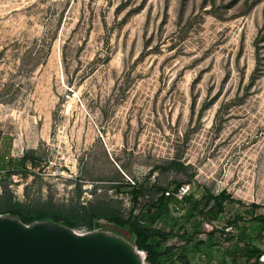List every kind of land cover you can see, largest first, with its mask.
<instances>
[{
  "label": "rangeland",
  "instance_id": "374dc122",
  "mask_svg": "<svg viewBox=\"0 0 264 264\" xmlns=\"http://www.w3.org/2000/svg\"><path fill=\"white\" fill-rule=\"evenodd\" d=\"M190 179L197 199L225 190L264 206V0H0V196L63 214L92 202L126 217L130 195L116 184L146 185L141 208L152 184L170 192ZM169 208L156 224L172 234L165 264H250L239 248L225 253L229 235L194 246L236 214L227 234L256 236L264 254L248 209L230 204L199 225Z\"/></svg>",
  "mask_w": 264,
  "mask_h": 264
},
{
  "label": "trees",
  "instance_id": "16d2710c",
  "mask_svg": "<svg viewBox=\"0 0 264 264\" xmlns=\"http://www.w3.org/2000/svg\"><path fill=\"white\" fill-rule=\"evenodd\" d=\"M26 161V157L20 159L21 172L28 171L25 164ZM31 161H33L31 165L35 166L41 162V158L32 157ZM177 165V162H171L170 166L162 168V171H168L170 167ZM15 173V171L9 172V176L15 175ZM190 182L191 179L185 182H174V186L171 187L170 190L171 194L168 196L164 195V192H166L168 188H161L152 184L149 188L152 191V197L148 199L146 204L141 208H138L139 199L143 195V191L148 190L146 185L140 183H136L132 186L128 183L116 184L113 186L116 192L122 191L130 195L132 207L126 217L121 215L120 212L109 211L100 207L97 203L93 204L92 202L86 205H77L73 211L66 214L60 211L46 212L34 208L25 202L15 200L12 195H7L6 191L3 196H0V215L15 218L27 226L35 222L49 221L70 228L76 232L89 233L100 230L101 226L99 221H109L114 231H124L129 235L130 238L125 240L128 241L135 250L145 253L144 261L146 264H165L172 256L171 251L161 250L162 244L168 242L171 237V231H165L156 226L159 221H162L163 218L169 214V207L171 205L186 209L189 215L192 213L196 214L201 219V221H199V225H201L203 221L210 222L218 219L220 215L226 213L228 205L236 204L238 207L251 211V214L247 216V219L245 218V221L259 226L258 234L261 233V230L264 228V212L255 214L253 211L261 208L264 209V206H259L255 203L245 205L244 202L234 199L225 190H222L218 194H213L205 189L198 199L195 198L193 193H188L183 196L181 200H178L175 196L178 188ZM77 187L79 189L80 185L77 184ZM239 218L240 215L236 214L229 218L224 227H213L212 230L207 233L198 232V236L204 235L206 237L207 243L205 240H197L194 243L195 249L198 250L201 245H206L208 248L219 245V242L214 241L216 240V233H219L220 238H226V236L229 235V238L226 240L233 241V247L231 249L226 248V254H234L236 249L239 248L243 251L242 257L246 263L260 264L259 258L263 255V251L251 245V241L256 236L251 237L245 232H240L236 237L227 234L226 228L236 226ZM177 259L180 264H189L183 255L177 257Z\"/></svg>",
  "mask_w": 264,
  "mask_h": 264
},
{
  "label": "water",
  "instance_id": "95a60500",
  "mask_svg": "<svg viewBox=\"0 0 264 264\" xmlns=\"http://www.w3.org/2000/svg\"><path fill=\"white\" fill-rule=\"evenodd\" d=\"M0 264H146L140 251L113 234H85L45 221L24 225L0 215Z\"/></svg>",
  "mask_w": 264,
  "mask_h": 264
},
{
  "label": "built area",
  "instance_id": "2783aa9c",
  "mask_svg": "<svg viewBox=\"0 0 264 264\" xmlns=\"http://www.w3.org/2000/svg\"><path fill=\"white\" fill-rule=\"evenodd\" d=\"M129 182H130L132 185L135 184V183L132 182V181H129ZM188 189H189V188H188V186H186V185H182V186H180V187L178 188L177 193L175 194L176 198H177L178 200H181L183 196H185V195L188 194ZM170 194H171V193H170L169 191L164 192V195H165V196H168V195H170ZM78 233H79V234H85V233H89V232H78ZM140 253L143 254V252H140ZM259 261H260V262H264V254L260 256Z\"/></svg>",
  "mask_w": 264,
  "mask_h": 264
}]
</instances>
